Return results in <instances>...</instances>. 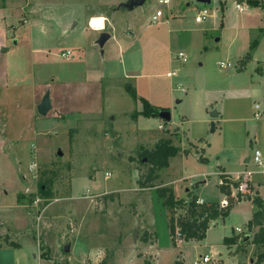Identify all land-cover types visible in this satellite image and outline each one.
Segmentation results:
<instances>
[{"label": "rangeland", "instance_id": "rangeland-1", "mask_svg": "<svg viewBox=\"0 0 264 264\" xmlns=\"http://www.w3.org/2000/svg\"><path fill=\"white\" fill-rule=\"evenodd\" d=\"M169 1L145 0L127 10V0H0V244L21 246L3 245L0 264H192L210 246L223 264H255L252 243L239 250L243 231H234L246 230L256 209L250 200L236 202L202 239L174 247L180 242L172 244L169 213L153 187L138 184L149 168L138 154L174 131L177 101L197 88L196 70H203L198 89L228 81L252 87L253 95L239 103L264 112V0ZM204 9L208 17L196 23ZM156 10L162 17L151 23ZM94 17L105 19L101 31L90 26ZM102 32L109 38L100 47ZM46 93L51 109L40 116L37 105ZM143 100L172 109L173 119L143 116ZM187 148L156 171V184L182 177L181 156L187 173L207 165L198 160L200 148ZM33 162L36 175L27 171ZM215 169L211 164L203 180H179L177 197L188 190L219 203L224 194ZM258 195L264 200V187ZM233 235L236 244L224 247L223 237ZM154 236L156 248L149 250Z\"/></svg>", "mask_w": 264, "mask_h": 264}, {"label": "crops", "instance_id": "crops-1", "mask_svg": "<svg viewBox=\"0 0 264 264\" xmlns=\"http://www.w3.org/2000/svg\"><path fill=\"white\" fill-rule=\"evenodd\" d=\"M170 3V1H169ZM239 6L240 11H242V7L237 4L235 7L237 9ZM238 10V9H237ZM101 31V30H100ZM96 32V31H95ZM202 66V63L199 64ZM170 73V72H167ZM166 73V75H167ZM195 76L197 80L195 81L194 87L190 94H186L184 100L177 101V104L180 105L179 107L180 112L178 113V122H171L175 129L173 132H169L168 138H157L155 142L159 141L160 139H169L172 141L174 145V139L178 138L180 142V149L181 153L182 150L188 149L190 147L192 150H198L202 152L199 156L207 159V165L204 167L195 166V169H198L199 172L187 173L185 168V164L187 162V158H183L181 156V174L182 177L180 179L171 181V182H159L156 184L155 181L152 182V185L155 187H163L171 188L174 192V195L177 197V193L175 191V184L180 180L186 181L191 178H203L210 175L209 168L211 164L216 167L215 172L218 175V187L222 184V178H226V180L230 183V195L232 198H235L236 192L234 190L235 187L232 186L233 183L238 181V178L244 172H249L247 169H252L251 171V180H249L251 194L252 196H258L259 190L264 187V112L254 111L253 113L252 106H249L248 109H244V105H240V99H248L253 95V88H239L236 87L230 81L227 84L223 85L222 87L212 88V89H200L199 83L201 82L200 77L202 76L203 79V70H196ZM174 77V76H173ZM234 78L231 77L230 80ZM203 84V82H202ZM201 84V85H202ZM159 104V103H158ZM151 105V104H150ZM156 105L153 104L152 107ZM155 107H163L161 105H156ZM255 107V106H254ZM258 105V109H259ZM257 109V110H258ZM175 110V106L173 108ZM256 110V109H254ZM259 112L258 116L255 114ZM169 114V119H165L161 116L164 121H171L173 119V111L172 109L167 112ZM263 113V115H262ZM254 115V117L252 116ZM163 129L159 127V130ZM165 131V130H164ZM156 142V143H157ZM192 146V147H191ZM252 151L253 156L249 155L248 152ZM255 151H259L260 159L262 162L261 166H258L254 162V155ZM179 152V153H180ZM182 155H184L182 153ZM206 155V156H204ZM172 158L169 159V165ZM255 167V168H254ZM158 176V174H156ZM242 178V177H241ZM160 185V186H157ZM146 188V187H144ZM143 188V189H144ZM147 189V188H146ZM152 189V188H151ZM223 194V193H222ZM190 197H196L199 200L203 201V205H210L214 203H206L203 199L199 196L192 193V191L186 190V197L181 199L188 201ZM180 199L179 197H177ZM261 198V197H260ZM224 199H226L223 195L220 204ZM262 199V198H261ZM242 201H247L246 197L241 199ZM263 200V199H262ZM264 201V200H263ZM240 202V201H239ZM251 202V201H250ZM252 203V202H251ZM255 211V210H254ZM253 211V213H254ZM253 213L251 214L248 221L251 219ZM222 219V218H218ZM218 219L213 220L209 223L208 229L212 224H214ZM147 220V219H146ZM264 228V224H263ZM207 229V230H208ZM206 230V231H207ZM238 230L243 231L244 237V244L239 245L237 248L240 250L243 246H247L249 243L252 242L254 235L259 231V227H253L252 229L242 230L240 228H236L234 231L239 233ZM67 233V232H65ZM206 234V232H205ZM245 235V236H244ZM137 236V234H136ZM153 244H150L147 248L149 250H153L156 248V236H154ZM224 238H231L229 243L224 244V247L230 248L232 245L236 244L237 238L235 235L232 237H223ZM6 239V238H5ZM8 239L7 241H10ZM189 241H196V240H189ZM184 240L180 242V244L174 247H182L185 243ZM150 243V242H147ZM6 247L10 246H17V249H20V242H6L3 244ZM2 243L0 244V251L4 250L1 249L3 247ZM69 246V245H68ZM254 247L253 249V256L254 259L251 260V263L255 264H264V263H256V255H257V247L252 244ZM210 253H204L202 255H211L212 256V263L214 264V260L217 259V264H223V261L218 258L219 252L216 250V246H210ZM69 251H71V247H69ZM68 251V252H69ZM19 255L17 254L16 260H18ZM198 260V259H196ZM193 260L192 264L196 261ZM179 261L182 263L180 259L174 261ZM173 263V264H174ZM183 264V263H182Z\"/></svg>", "mask_w": 264, "mask_h": 264}, {"label": "trees", "instance_id": "trees-1", "mask_svg": "<svg viewBox=\"0 0 264 264\" xmlns=\"http://www.w3.org/2000/svg\"><path fill=\"white\" fill-rule=\"evenodd\" d=\"M167 112L168 109L154 108L147 101L143 100V116H159L161 113ZM180 151L181 149L174 146L169 139H160L153 149L141 151L138 156L141 161H145V163L149 165V168L143 180L138 181L139 186L141 188L154 187L152 182L157 177L156 171L168 167L169 159L175 157ZM182 153L187 155L189 149L182 150ZM198 160L204 163L207 162V159L202 156H199ZM47 183L50 184V181H47ZM238 185V182L232 184L235 188ZM38 190L44 197L48 198L51 195L50 188L44 183L38 184ZM154 190L157 197L161 200L162 206L169 213L168 229L173 245H175L173 237L176 229H178V232L182 235L185 242L189 240H200L204 237L211 221L226 217L232 206L236 202L241 201L243 197H246L256 208L251 219L247 223V228L250 230L253 227H259V231L254 235L251 242L258 249L256 263H264V201L260 197L237 192L235 198H232L230 195V183L224 177L222 178V184L219 185V190L227 196V206L225 208H220L219 204L215 203L210 205H199L196 203V197H190L188 204L185 205V200H177L175 198L171 188L160 186L155 187ZM249 190L251 192L250 184ZM177 209H180L182 212L176 217L175 212ZM229 241H231V238H224L223 243L227 244ZM174 264L182 263L176 261Z\"/></svg>", "mask_w": 264, "mask_h": 264}, {"label": "built area", "instance_id": "built-area-1", "mask_svg": "<svg viewBox=\"0 0 264 264\" xmlns=\"http://www.w3.org/2000/svg\"><path fill=\"white\" fill-rule=\"evenodd\" d=\"M158 4L167 6L169 4V0H158ZM237 9L240 10L239 6H237ZM161 17H162V12L160 10H156V12L151 16L150 22L151 23H158ZM207 17H208L207 10H205V9L201 10V11L198 12L197 16L195 17V22L196 23H201ZM68 54H69V52H67L66 54H62L61 56L63 58H66L68 56ZM177 58L183 63H185L187 61L186 55L181 53V52L178 53ZM229 66H230L229 64H223V63L220 64V67L222 69H226ZM167 76L168 77H173V76H176V73L175 72L167 73ZM254 108L257 110L258 109V105H255ZM258 114H259V112H257L255 114V116H258ZM254 162L258 166L262 165L259 151H255ZM27 171L30 172V173H32V171H33V173H35L34 175H36V163L33 162V163L29 164L28 167H27ZM250 174H251V172H244L243 173L244 176H247V175H250ZM108 175L109 174L107 173V176ZM26 176L27 175L22 174V179L26 180L27 179ZM241 176H240V178H238V181H237L239 185L236 188H234L235 192L236 193L240 192L242 194H251V192L249 190V180H248V178L244 179V176L242 178H241ZM234 195H236V194H234ZM38 202H39L38 198H35L34 201H33L34 205H37ZM196 203L199 204V205H203L204 204L203 201L199 200V199L196 200ZM187 204H188V201H185V205H187ZM219 206H220V208H225L227 206V198L224 199L219 204ZM238 232L240 233V230H238ZM173 239H174V242H176V243L177 242L179 243V242L183 241V237L178 232V229H176ZM212 260L213 259H212L211 255H205V256L201 257L200 259L196 260L193 264H210V263H212Z\"/></svg>", "mask_w": 264, "mask_h": 264}, {"label": "water", "instance_id": "water-1", "mask_svg": "<svg viewBox=\"0 0 264 264\" xmlns=\"http://www.w3.org/2000/svg\"><path fill=\"white\" fill-rule=\"evenodd\" d=\"M200 3L207 4L209 3V0H198ZM145 3V0H127L122 6L127 10H133L135 7L143 6ZM109 34L106 32H102L99 36L97 43L101 47L103 44L108 40ZM51 109L49 95L46 93L41 99V102L37 105V112L40 116H45L49 110ZM160 116H162L165 119H169L168 113H161ZM69 251V246H64V252L67 253Z\"/></svg>", "mask_w": 264, "mask_h": 264}, {"label": "bare ground", "instance_id": "bare-ground-1", "mask_svg": "<svg viewBox=\"0 0 264 264\" xmlns=\"http://www.w3.org/2000/svg\"><path fill=\"white\" fill-rule=\"evenodd\" d=\"M94 19H95V20H101V19H102V21H101V28H96V27H94V26L92 25V21H93ZM104 23H105V19H104L103 17H94V18H92L91 21H90V24H91L90 26H92V28L95 29V30H102V29H104Z\"/></svg>", "mask_w": 264, "mask_h": 264}, {"label": "clouds", "instance_id": "clouds-1", "mask_svg": "<svg viewBox=\"0 0 264 264\" xmlns=\"http://www.w3.org/2000/svg\"><path fill=\"white\" fill-rule=\"evenodd\" d=\"M101 21H102V19L101 20H93L92 21V25L94 26V27H96V28H101Z\"/></svg>", "mask_w": 264, "mask_h": 264}]
</instances>
